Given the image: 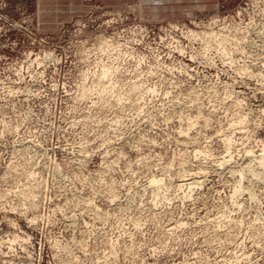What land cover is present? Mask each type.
Masks as SVG:
<instances>
[{"label": "rangeland", "instance_id": "374dc122", "mask_svg": "<svg viewBox=\"0 0 264 264\" xmlns=\"http://www.w3.org/2000/svg\"><path fill=\"white\" fill-rule=\"evenodd\" d=\"M263 150L264 0H0V264H264Z\"/></svg>", "mask_w": 264, "mask_h": 264}, {"label": "bare ground", "instance_id": "6f19581e", "mask_svg": "<svg viewBox=\"0 0 264 264\" xmlns=\"http://www.w3.org/2000/svg\"><path fill=\"white\" fill-rule=\"evenodd\" d=\"M210 33H213L212 31L210 32ZM103 38V37H102ZM107 42V41H106ZM108 44V43H107ZM108 45H110V44H108ZM107 45V46H108ZM102 65V64H101ZM100 67V66H99ZM99 69V68H98ZM112 71V69L111 68H109V66L107 67V66H101V69L98 71V73L96 74L97 75V77H98V80H97V83L99 84L101 81H100V78H103V77H106L110 72ZM105 87H110V85H104ZM264 151V150H263ZM262 153V152H261ZM259 154V156H255L257 159H258V164L260 165V166H264V152L262 153V154ZM253 156V155H252ZM252 158V157H251ZM254 158V157H253ZM258 165V166H259ZM244 167V166H243ZM245 168H246V170L248 169L247 168V166H245ZM242 170V169H241ZM198 173H199V171H198ZM200 173H202V172H200ZM195 174V173H194ZM193 174V175H194ZM199 175V174H198ZM197 174H195L194 175V177H191L189 180H185V181H182V183L181 184H179L181 187L183 186H185V187H187V189L188 190H190V189H192V187H193V185H195V184H198L199 182H198V179L196 178L197 176H198ZM200 176V175H199ZM198 176V177H199ZM159 179H155V178H153V179H151V181H150V183L152 184V185H158L159 184ZM179 186V187H180Z\"/></svg>", "mask_w": 264, "mask_h": 264}]
</instances>
